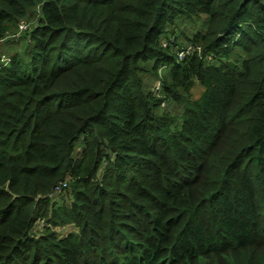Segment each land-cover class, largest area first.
<instances>
[{"label":"trees","instance_id":"trees-1","mask_svg":"<svg viewBox=\"0 0 264 264\" xmlns=\"http://www.w3.org/2000/svg\"><path fill=\"white\" fill-rule=\"evenodd\" d=\"M36 8L0 58V264H264V0H0V40Z\"/></svg>","mask_w":264,"mask_h":264},{"label":"rangeland","instance_id":"rangeland-1","mask_svg":"<svg viewBox=\"0 0 264 264\" xmlns=\"http://www.w3.org/2000/svg\"><path fill=\"white\" fill-rule=\"evenodd\" d=\"M39 8H36L33 12H31L25 19H22L17 23L15 26H11L10 32L6 35V37L0 40V58L1 62L4 64H8L10 62V58L15 55L16 53H20L25 59H27V55L25 54V49L27 48V31H30L31 28L37 23V18L39 15ZM24 25H27V29L24 28ZM183 44H186L184 41ZM154 82V84H153ZM153 84V90L158 91L157 89V82L150 79L149 87L151 88ZM200 85V86H196ZM196 86V87H195ZM203 86L198 82L195 83L192 89V97L197 99L201 96L203 91ZM164 106L162 104V109L169 110L172 114L178 115L183 111V105L180 103H175L171 101H164ZM181 119V118H180ZM82 143L81 139L76 143V145H80ZM69 188L67 187L61 194L57 195L54 199L60 202L62 197L67 199L69 196ZM43 224L42 221L36 223L35 231H41V225ZM60 235L65 234L69 230H71L72 226L67 225L65 227H54ZM73 229V228H72Z\"/></svg>","mask_w":264,"mask_h":264},{"label":"built area","instance_id":"built-area-1","mask_svg":"<svg viewBox=\"0 0 264 264\" xmlns=\"http://www.w3.org/2000/svg\"><path fill=\"white\" fill-rule=\"evenodd\" d=\"M21 29H27V25H24V28ZM187 52H190V48L187 50ZM180 59L184 56V52L179 53ZM160 83H157V89H159ZM69 183L68 180L60 182L54 189L53 193L51 194V197H56L59 195L61 192H63L67 187Z\"/></svg>","mask_w":264,"mask_h":264},{"label":"crops","instance_id":"crops-1","mask_svg":"<svg viewBox=\"0 0 264 264\" xmlns=\"http://www.w3.org/2000/svg\"><path fill=\"white\" fill-rule=\"evenodd\" d=\"M199 84H200V83H199ZM196 86H200V85H197V84H196ZM196 86H195V87H196ZM202 88H203V87H202ZM204 90H205V88H203V91H202V93L204 92ZM192 92H193V91H192ZM201 95H202V94H201Z\"/></svg>","mask_w":264,"mask_h":264}]
</instances>
